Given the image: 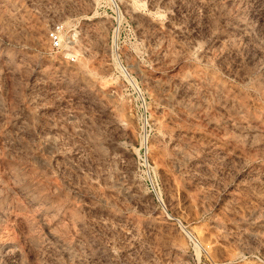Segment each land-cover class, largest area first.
<instances>
[{
  "label": "rangeland",
  "instance_id": "374dc122",
  "mask_svg": "<svg viewBox=\"0 0 264 264\" xmlns=\"http://www.w3.org/2000/svg\"><path fill=\"white\" fill-rule=\"evenodd\" d=\"M0 264H264V0H0Z\"/></svg>",
  "mask_w": 264,
  "mask_h": 264
},
{
  "label": "built area",
  "instance_id": "2783aa9c",
  "mask_svg": "<svg viewBox=\"0 0 264 264\" xmlns=\"http://www.w3.org/2000/svg\"><path fill=\"white\" fill-rule=\"evenodd\" d=\"M47 38L51 46H57L59 44L58 33H56L55 30H50L48 32Z\"/></svg>",
  "mask_w": 264,
  "mask_h": 264
}]
</instances>
